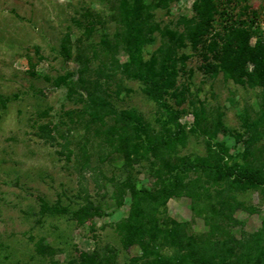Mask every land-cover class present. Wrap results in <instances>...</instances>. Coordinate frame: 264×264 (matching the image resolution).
<instances>
[{"label":"rangeland","instance_id":"obj_1","mask_svg":"<svg viewBox=\"0 0 264 264\" xmlns=\"http://www.w3.org/2000/svg\"><path fill=\"white\" fill-rule=\"evenodd\" d=\"M240 1L234 0L229 7L236 13L246 6L251 15L247 19L253 18L252 11L260 19L257 34L249 42L253 45L259 35L264 40V0ZM113 2L0 0V264H75L78 251L105 247L115 250L117 264H129L133 258L140 264L163 260L177 264L181 252L177 254L176 248L148 247L150 255L143 256L147 253L144 247L133 244L124 249L115 232V223L127 217L131 204L125 193L118 206L115 185L127 180L137 189H153V159L149 156L127 167L119 156L107 157L108 149L98 145L93 129L87 127L88 114L82 112L87 104L84 91L80 97V89L72 92L64 85L55 86L67 74L70 82L77 83L83 66L75 58L76 48L87 52L86 76L95 80L103 55L94 57L91 47L99 46L103 34L112 39L116 28ZM193 3L174 1L167 9L155 10L154 21L181 32L180 18L195 16ZM87 13L93 16V26L87 22ZM163 41L158 33L149 35L141 47L143 59L148 60ZM62 46H69L71 55ZM202 47L195 49L185 43L175 49L174 86H164L162 78L154 85L165 91L160 93L161 102L145 92L151 85L117 71L108 85L107 99L117 111H134L153 132L162 135L160 142L172 158L193 161L206 156L210 147L227 148L224 160L230 166L241 161L244 141L253 135L244 122L257 124V146L264 149V94L260 88L241 86L221 72L214 73L207 67L212 62L202 58ZM182 56L185 61L179 63ZM116 59L124 63L128 58L118 49ZM92 85L89 87L94 88ZM195 110H201L200 119ZM41 126L52 132L53 143L40 138ZM172 139L177 140L175 145L170 143ZM80 148L89 154L86 164ZM214 188L204 184L203 195L195 200L170 199L159 208L160 223H185L186 233L200 244L228 237L238 241L244 232L262 231L264 235V192H233L239 206L220 214L215 200L205 198ZM88 203L101 214L79 223L75 215ZM42 206L54 211L41 215ZM39 241L52 248L51 256L36 252ZM256 255L264 262V238L257 244Z\"/></svg>","mask_w":264,"mask_h":264},{"label":"trees","instance_id":"obj_2","mask_svg":"<svg viewBox=\"0 0 264 264\" xmlns=\"http://www.w3.org/2000/svg\"><path fill=\"white\" fill-rule=\"evenodd\" d=\"M174 1L178 0H114L112 18L116 28L112 39L103 34L99 46L91 47L94 57L103 55V62L95 72V80L90 81L86 76L89 70L86 63L87 52L76 48L75 58L83 66L79 70L77 83L70 82V75L67 74L58 78L55 86L64 85L72 92L80 89V97L84 91L87 104L82 112L88 114L87 127L93 129V134L99 140L98 145L108 149L107 157L117 155L127 167L148 159L149 156L153 159V189H137L127 180L115 185L118 206L122 204L125 193L131 199L127 217L115 223V232L124 249L139 244L147 251L143 256H147L150 255L148 247L167 245L176 248L177 254L181 252L176 259L177 264H264L256 255L257 244L264 238L262 231L252 234L244 232L238 241L228 237L224 241H206L200 244L192 235L186 233L185 223L165 221L162 224L157 217L159 208L172 198L188 197L195 200L202 196L200 192L204 184L215 187L205 198L215 200L214 204L220 214L231 213L233 207L239 206L233 192L248 189L264 192V149L257 146L260 139V133L254 129L257 124L244 122L253 135L244 141L239 163L228 166L224 160L228 154L227 148L214 150L210 147L206 156L197 157L193 161L187 157L175 159L170 156L171 151L164 148L165 143L160 142L162 135L153 132L142 117L132 110L117 111L110 106L107 99L108 85L112 83L117 71L125 78L138 79L148 83V86L151 85L145 92L161 102L160 93L165 91L154 89V85L162 78L164 86H174L176 60L173 55L175 49L181 48L185 43H190L195 49L203 46L202 58L207 60L208 57L212 64L207 67H212L214 73L221 72L225 79L241 86L260 88L264 94V40L259 35L253 45L249 44L250 39L257 34V23H260L255 11L251 13L253 18L247 19L251 15L246 6H241L236 13L229 7L234 0H194L192 7L195 16L190 19L180 18L179 23L183 29L178 32L176 29L162 28L154 21V11L167 9ZM86 16L89 19L88 24L93 26V16L90 13ZM87 28L91 30L92 27ZM153 33H158L164 41L148 60H144L141 47ZM62 47L66 54L71 55L69 46ZM118 49H122L127 55L126 62L119 63L116 59ZM104 57L113 65L109 66ZM184 61L183 56L178 58L179 63ZM91 82L94 88L89 87ZM200 111H194L198 119L203 116ZM39 136L45 142L55 141L47 126H41ZM179 140L183 142V139ZM176 141L172 139L170 143L175 145ZM79 151L82 162L86 164L89 154L83 148ZM50 210L54 211V208L43 207L40 214ZM100 214L97 208L88 203L76 213L75 218L82 223L92 215ZM36 245L39 255L53 254L52 248L42 242L39 241ZM213 245L215 246L212 247ZM240 252L242 256H246L245 259ZM137 261L138 259L133 258L129 264H140ZM74 262L117 264V254L111 247L92 252L78 251ZM161 263L167 264L165 260L159 262Z\"/></svg>","mask_w":264,"mask_h":264}]
</instances>
